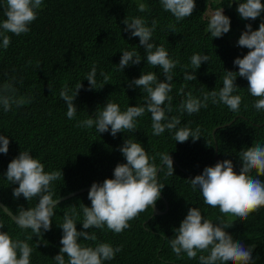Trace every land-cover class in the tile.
<instances>
[{
  "label": "trees",
  "instance_id": "1",
  "mask_svg": "<svg viewBox=\"0 0 264 264\" xmlns=\"http://www.w3.org/2000/svg\"><path fill=\"white\" fill-rule=\"evenodd\" d=\"M141 2L149 6L150 12L137 11L136 6ZM233 3L234 0H196L193 16L176 23L175 18L162 9L159 0H44L38 19L31 25V32L20 37L13 35L10 47L6 51L0 49V84L10 76H16L17 80L22 77L23 85L17 83L16 87L21 94L34 97L31 104L9 113L0 108V135L10 139L8 154H0V202L13 214L21 206L28 209L38 202L36 199L28 202L23 196L15 199L12 189L18 185H11L6 180L8 164L22 149L30 150L34 158L41 159L45 171H63L64 179L53 183V198L60 199L94 182L102 183L105 179L114 178L116 165L126 163L119 149L125 138H130L140 142L150 156L167 152L173 158L174 174L166 176L159 173L165 188L156 206L165 212L152 216L153 209L149 207L120 235L107 229L84 230L80 223L81 214L77 230L95 231L98 242H108L114 247L123 245V251L116 255L115 260L105 264H198V260H188L186 254L183 259H177L164 236L169 239L174 237L173 229L180 226L192 207L199 208L205 218L218 222L217 217L222 215L219 209L205 205L199 189L194 192L187 180L202 174L205 167L226 159L233 161L234 170L239 174V152L251 147L254 141L264 143V113H257L252 107L254 98L247 90V80L238 77L236 81L240 90L235 94L243 97L239 112H232L223 104L209 103L208 108L201 109L198 114H184L181 126L191 121V128L194 130L199 126L202 134L200 140L193 142L189 139L185 143L176 142L167 130L159 137L153 136L148 113L138 118L136 132L118 133L116 137L110 134L111 130L99 134L95 128H77L76 120H69L66 116V103L60 100L59 91L65 83L69 87L83 83L84 87L75 101L77 120H80L93 115L109 99L118 103L122 111L128 106L143 104L141 90L128 86L143 71H155L164 81L162 70L147 66L145 51L139 47V38L129 39V34L122 31L126 25L121 22L127 15L145 17L149 26L151 20L156 19L159 24L153 36L154 42L163 44L170 57L179 59L181 65L190 64L193 53L210 55V62L202 64L195 73L196 81H184L181 66L174 69L175 87L171 93L174 107L183 99L178 95L182 84H187L186 91H192L196 96L222 87L225 70L238 72L234 60L243 58L248 52V49L236 46L245 24L252 23L253 30H258L259 23L264 21V14L255 21L242 20L236 11L238 5ZM210 7L214 10L223 7L225 15L231 19V31L222 38H212L210 33L205 32L208 17L204 12ZM3 19V7H0V21ZM169 23H176L177 34L169 33ZM133 47L144 56L141 64L127 67L124 72L116 70L122 51L132 50ZM29 60L33 61L31 66L27 65ZM36 61L41 62L40 69L36 67ZM93 63L97 65L98 87L88 91L89 82L84 78ZM100 70L111 76L109 84L103 89L99 87L103 79L99 76ZM188 71L192 72V69ZM50 81L53 94L48 87ZM172 114L178 115L175 112ZM155 163L160 165L158 156ZM261 179L264 181V178ZM89 191L58 203L51 231L43 236L47 246L40 243V237L34 236L28 241L34 249L31 264H55L53 258L62 247V229L57 225L63 222L64 212L72 205L79 208V204L83 203L91 207ZM223 218L227 220V217ZM0 222L5 225L3 230L13 238L26 239L33 235L30 229L19 228L1 209ZM233 224L234 227L228 229L229 233L248 246L256 245L253 259L256 264H264V209L250 215L246 221L236 219ZM36 243H40L39 248Z\"/></svg>",
  "mask_w": 264,
  "mask_h": 264
},
{
  "label": "clouds",
  "instance_id": "2",
  "mask_svg": "<svg viewBox=\"0 0 264 264\" xmlns=\"http://www.w3.org/2000/svg\"><path fill=\"white\" fill-rule=\"evenodd\" d=\"M162 9L170 13L176 23L193 16L196 11V0H159ZM239 17L244 21H255L264 14L262 0H234ZM229 5V7H231ZM5 19L0 21V49L7 50L12 42V36L20 37L31 32V25L38 19V13L44 7V0H0ZM137 11L150 12L146 3H138ZM208 17L206 33L212 38H222L231 31V19L225 15L223 7L211 12H204ZM126 25L123 32L129 34V39L139 38V47H143L147 66L162 70V82L157 72L143 71L139 78L129 82V88H139L143 93L144 103L139 106H128L122 111L120 105L111 99L104 106L87 118L77 120L78 108L75 104L84 85L78 82L74 87L65 83L60 91L59 98L66 103V116L69 120H76L75 127L91 130L95 128L99 134L108 133L116 137L118 133L136 132L138 118L146 113L151 116L152 135L159 137L168 132L178 143H185L192 139L196 142L201 139V128H191V121L182 125V117L198 114L201 109H207L209 103L225 105L232 112H239L243 97L238 93L240 87L236 84L238 77L248 82V92L254 98L252 107L257 113H264V21L259 23L258 30H253L252 23L245 24V30L237 41V47L246 48L248 52L243 58L237 57L234 66L239 71L225 70L222 77V87L216 90L202 92L196 96L192 91H186L187 84H182L178 95L183 97L178 106L173 105L171 93L175 87L174 69L181 66L184 81H196L195 74L202 64L210 62V55L193 53L190 64L181 65L179 59L170 57L169 51L163 44L153 40L159 22L149 21L142 16H128L121 22ZM176 23H169V33H176ZM11 34V35H10ZM144 56L133 47L132 50H123L116 70L123 71L133 65H140ZM32 60L27 61L31 66ZM40 69L41 62L36 61ZM191 68L192 72L188 69ZM15 71V69H13ZM7 76V73H5ZM102 82L100 89L109 84L111 76L99 71ZM84 80L89 82L88 91L97 90V65L92 64L91 70L86 73ZM23 85V78L8 77L0 84V108L4 113L20 109L33 102L30 94H21L16 87ZM49 91L53 94L52 81L49 82ZM247 109L248 105H244ZM178 113L173 115L172 113ZM150 143V141H149ZM208 143V142H207ZM10 139L0 135V154L9 152ZM126 163L116 165L114 178L105 179L102 183L94 182L88 193L91 207L83 203L72 205L63 214V222L57 225L62 229L59 254L53 260L55 264H105L113 261L116 255L123 251V245L113 246L108 242H98L95 231H78L77 221L84 230L107 229L116 235L122 234L131 227V221L137 219L149 207H153L161 198L165 185L160 182V175L174 174V161L167 152L150 156L145 147L136 140L126 139L119 149ZM159 157L160 165L155 163ZM241 162L240 172L236 173L232 160L226 159L217 162L214 166L205 167L203 173L187 180L192 190L199 189L203 203L213 209H219L222 214L217 217L218 222L205 218L197 207L189 208L186 217L178 228H174V237L167 240L168 246L177 259L198 260V264H256L253 252L256 245L245 246L235 240L228 229L234 227L233 221H246L250 215L258 214L264 209V143L254 141L251 147H245L239 152ZM166 169V172H165ZM6 180L14 187L13 197L23 196L28 202L36 199L35 206L25 209L21 206L11 217L21 229H30L33 235L26 239L13 238L4 231L5 225L0 222V264H31L33 247L30 240L40 237V243L47 246L43 239L44 233L51 231L53 217L60 199H54L53 183L64 179L62 170L45 171L41 159L34 158L30 150H24L7 166ZM223 217H227L225 220ZM81 238H83L81 240ZM82 241L94 242L85 244ZM40 243H36L39 248ZM258 258V257H257Z\"/></svg>",
  "mask_w": 264,
  "mask_h": 264
},
{
  "label": "water",
  "instance_id": "3",
  "mask_svg": "<svg viewBox=\"0 0 264 264\" xmlns=\"http://www.w3.org/2000/svg\"><path fill=\"white\" fill-rule=\"evenodd\" d=\"M213 131H214V129L211 131V134H213ZM215 160V162H216V159H214ZM217 163V162H216ZM215 163V164H216ZM175 164V163H174ZM182 172H184L183 171V169H180ZM237 173V172H236ZM158 175H159V173H158ZM189 176V175H188ZM90 188H91V186H87V187H84V188H81V189H79V190H76V191H74V192H71L70 194H67V196H65V197H63V198H61L60 199V201H59V203H61V202H64V201H66V200H69V199H71V198H74V197H76V196H78V194H80V193H83V192H86V191H89L90 190ZM0 209L6 214V215H8L10 218L14 215L12 212H10L9 210H8V208L4 205V204H2V202H0ZM165 211H163V210H161L160 208H158L156 205L153 207V213H152V216H154V215H159V214H163Z\"/></svg>",
  "mask_w": 264,
  "mask_h": 264
},
{
  "label": "rangeland",
  "instance_id": "4",
  "mask_svg": "<svg viewBox=\"0 0 264 264\" xmlns=\"http://www.w3.org/2000/svg\"><path fill=\"white\" fill-rule=\"evenodd\" d=\"M211 11H215L214 9H212L211 7L210 8H208L207 9V12H211ZM244 244V243H243ZM246 247L248 246V245H246V244H244Z\"/></svg>",
  "mask_w": 264,
  "mask_h": 264
}]
</instances>
